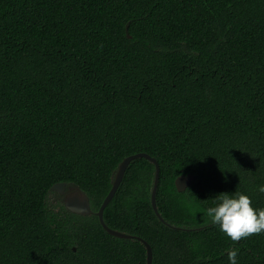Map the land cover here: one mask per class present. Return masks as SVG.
I'll return each instance as SVG.
<instances>
[{"label":"trees","instance_id":"trees-1","mask_svg":"<svg viewBox=\"0 0 264 264\" xmlns=\"http://www.w3.org/2000/svg\"><path fill=\"white\" fill-rule=\"evenodd\" d=\"M153 264H264L207 216L222 193L264 209V0H0V264H148L137 239L71 213L79 186ZM182 175L197 179L183 193Z\"/></svg>","mask_w":264,"mask_h":264},{"label":"water","instance_id":"water-1","mask_svg":"<svg viewBox=\"0 0 264 264\" xmlns=\"http://www.w3.org/2000/svg\"><path fill=\"white\" fill-rule=\"evenodd\" d=\"M139 159H147L150 161L154 166H155V179H154V187L152 191V207L159 218V220L168 225L169 227H172L169 223L165 221V219L160 215L158 212V207H157V191H158V186H159V181H160V166L157 162V160L153 157H151L148 154L145 153H139L136 155H132L128 158H126L119 166L117 172L115 173L114 176V181H113V188L108 194L107 198L105 199L102 207L97 213H94L92 208H91V203H90V198L88 195L77 185H68L66 183H60L55 185L52 188V191L58 192L60 195L63 197V202L65 207L67 208L68 211L71 213L81 215V216H90L92 214H96L100 222L103 226V228L112 236L120 238V239H137L139 240L146 248L147 250V260L148 264H153V250L151 245L145 241L144 239L134 237L132 235H128L126 233L114 230L109 228L105 221H104V212L108 205L111 203L113 198L115 197L123 179L126 174V171L128 170L129 166L133 161L139 160ZM197 179L196 175H182L178 177L176 180V188L180 193L185 192ZM174 229H177L175 227H172Z\"/></svg>","mask_w":264,"mask_h":264},{"label":"clouds","instance_id":"clouds-1","mask_svg":"<svg viewBox=\"0 0 264 264\" xmlns=\"http://www.w3.org/2000/svg\"><path fill=\"white\" fill-rule=\"evenodd\" d=\"M264 193V184L257 186ZM215 206L207 209L211 222L230 240L239 242L252 235L264 233V209L254 208L250 196L236 192L222 193L216 197ZM239 249L227 250L228 264H239Z\"/></svg>","mask_w":264,"mask_h":264}]
</instances>
